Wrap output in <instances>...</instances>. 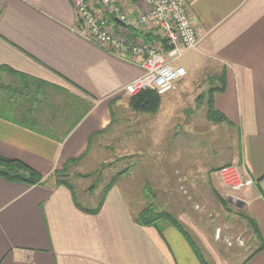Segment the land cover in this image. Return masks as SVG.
I'll return each mask as SVG.
<instances>
[{"label": "crops", "instance_id": "obj_1", "mask_svg": "<svg viewBox=\"0 0 264 264\" xmlns=\"http://www.w3.org/2000/svg\"><path fill=\"white\" fill-rule=\"evenodd\" d=\"M185 2L200 35L198 48L176 62L186 67L187 75L175 89L160 94L156 112H139L130 106L132 95L124 91L141 75L139 62L82 35L73 0H0V79L17 88L27 81L30 92L23 97L31 103L14 104L12 93L0 90V156L19 159L43 175L35 185L0 176V264H180L164 233L165 224L174 225L163 221L159 230L136 221L138 213L119 184L128 169L114 175L119 177L97 213L86 208H96L101 197L95 206L84 203L96 186L87 191L79 187L81 200L76 184L66 178L73 192L67 184L57 183L56 174L65 170L82 184L97 169L92 165L93 142L107 131H112L114 141L125 142L141 136L142 129L147 142L166 144L169 121L180 117L192 121L203 138L207 132L218 136L217 141L226 136L227 146L221 154L193 150L183 154L164 147L163 161H151L160 165L162 180L157 186H161L162 205L167 196L174 198L179 208L174 216L190 236L192 232L211 240L204 250L216 264H264V0ZM118 4L132 20L138 17V0H118ZM112 24L116 29L124 25L116 16ZM129 29L133 37L138 33L135 38L166 50L161 29L142 31L134 25ZM223 73L226 89L214 92L213 103L230 122L214 123L207 116L209 95L213 87L221 86ZM38 89L46 98L35 96ZM195 93L198 96L192 98ZM201 107L206 109L202 121L192 115ZM174 130L173 143L183 136L184 128ZM227 164H236L255 183L240 192L228 191L219 175ZM169 168L180 176L175 184L171 180L167 184ZM141 189L140 211L155 203L149 197L148 181ZM173 190L177 193H168ZM226 196L230 205L236 204L255 220L260 231L257 235L240 215L244 232L260 242L240 259L228 244L219 248L216 235L208 230L214 217L207 208L231 211ZM200 206L203 212L197 210ZM175 228L189 246V250L182 247V259L191 253V261L202 264L186 236ZM229 228L235 232L234 226Z\"/></svg>", "mask_w": 264, "mask_h": 264}, {"label": "rangeland", "instance_id": "obj_2", "mask_svg": "<svg viewBox=\"0 0 264 264\" xmlns=\"http://www.w3.org/2000/svg\"><path fill=\"white\" fill-rule=\"evenodd\" d=\"M181 62V59H180ZM206 81V80H205ZM9 82L7 79H0V85ZM204 82V80H203ZM10 95L11 92L8 90H5ZM19 93H21V89L19 90ZM198 93H195L192 98H196ZM14 98L17 96L16 102H13L14 104H22L27 105L31 104L30 100L23 97L21 95H12ZM184 108V107H183ZM194 118L199 119L202 121V119L206 116V109L205 107H201L194 111L192 114ZM188 119H190L188 117ZM196 122H199L196 120ZM206 127V131H208V124L203 123ZM178 125V126H175ZM183 127V133L182 137L178 139L177 142H170L172 141L171 136L173 133H175V128L177 127ZM132 126H130L131 128ZM135 128V125L134 127ZM127 129V128H125ZM151 129V128H150ZM191 129V130H190ZM194 126L192 124V121L190 120H184L183 117L180 118H174L173 120H170L168 123V142L166 144H154L152 142H147V137L143 134V131L141 129V136L137 135V138L129 137L125 138V142H118L114 141L112 139V131H107L102 137L97 138L92 145L91 153L93 156V166L97 167L96 171H91L89 178H83L81 183L77 184L76 178L74 175L70 177H66L68 181H72L76 184L78 188V195L81 200H83V192L80 188H89L90 186H96L93 193L90 192V194H87L86 201L84 200V203H87L89 206H95L98 203L99 198L102 196V191L105 188L106 184L109 183L115 174L118 172L123 171V169H128V174L125 175L119 182L121 190L125 195H127L129 200V205L131 209L139 213L141 207V203L144 199V190H139L142 188L146 181H148V184L150 185L151 189L149 192V197L152 199L151 201H155L159 209L161 210H167L170 211L173 215H176V212L179 211V208L176 204V201L173 197L167 196V203L166 205H162V199L160 196L159 188L161 187L159 184L161 178L160 173V165H156L155 162L151 163V161H155V159H158L159 161H163V158H165V153L163 152V149L165 147L168 148L167 150L169 152L175 151V152H182L183 154L186 153L188 150H193V152H199L204 154H211L212 152L219 151L222 152L225 150L227 146V140H225L227 137H224L221 135L220 140L217 141L218 136L210 135L208 132L204 134V138L202 135H199L198 132L194 131ZM171 135V136H170ZM211 138H216V142L212 141ZM150 140V139H149ZM129 141V142H128ZM225 146V147H224ZM161 149V150H160ZM227 150V149H226ZM221 154V153H220ZM150 164H153V166H150ZM92 169L91 167L88 168V170ZM175 169H168L167 174V184L170 183V180L173 184L178 182V178L180 176H177ZM155 171V173H154ZM85 174L87 171H83ZM83 173V174H84ZM101 178L100 183L98 185H94L97 183L96 179ZM157 186V190L155 187ZM80 187V188H79ZM85 189V190H86ZM228 190V189H227ZM87 191V190H86ZM90 190H88L89 193ZM229 191V190H228ZM154 192V194H153ZM169 194H176L177 191L173 190L172 192H168ZM154 195H157V199L155 200ZM208 198V197H207ZM203 199V198H202ZM227 201V206H230L231 211L225 212L223 208L220 210H216L215 207L211 208V211L209 208L208 213L213 214L211 215L214 217V221L210 223V226L208 227V230L216 235V245L221 248L224 246V244H228V246H231L232 249L238 253L240 258H243L247 256L251 252L250 246L256 247L259 245V241L251 237V234L248 232H244V228H242L241 223L239 222L240 219V209L236 204L230 205L229 203V197H225ZM208 201V200H204ZM171 202H174L173 204ZM203 202V200H202ZM201 202V203H202ZM147 203V202H146ZM169 204V205H168ZM168 205V206H167ZM144 207V206H143ZM198 211L203 212V207H198ZM213 210V211H212ZM220 211V212H218ZM241 220V219H240ZM165 230L164 233L167 236L170 243L174 246L176 253L178 254L180 264H197L196 261H191L194 259L193 255L188 254L184 255V258L181 257V252L183 250H189V246L187 245L186 241L182 239L178 231L175 227L171 226L169 227L167 224H165ZM229 226H234L235 232L232 231ZM199 228V227H198ZM202 231V228H199L198 231ZM229 230H231V233H229ZM193 236V239L196 241L197 244H199L202 248L204 257L208 264H216L214 261V257L210 255L206 250L208 241L210 239H202L200 237H195L192 232H190ZM211 241V240H210ZM253 243V244H252ZM183 247V250H182ZM247 249V250H246ZM246 250V251H245ZM234 251V254H236ZM234 264V262H233Z\"/></svg>", "mask_w": 264, "mask_h": 264}, {"label": "built area", "instance_id": "obj_3", "mask_svg": "<svg viewBox=\"0 0 264 264\" xmlns=\"http://www.w3.org/2000/svg\"><path fill=\"white\" fill-rule=\"evenodd\" d=\"M138 3V17L132 20L118 0H73L80 21L78 31L95 44L139 62L142 73L124 86L127 94L145 90L164 94L175 89L177 81L187 75L186 67L176 62L198 48L200 35L185 0H138ZM115 16L124 24L118 29L112 24ZM130 25L142 31L161 29L168 49L133 37ZM219 175L231 192H240L255 183L236 164L223 166Z\"/></svg>", "mask_w": 264, "mask_h": 264}, {"label": "trees", "instance_id": "obj_4", "mask_svg": "<svg viewBox=\"0 0 264 264\" xmlns=\"http://www.w3.org/2000/svg\"><path fill=\"white\" fill-rule=\"evenodd\" d=\"M138 33L133 34L135 37H137ZM166 43L165 48L168 49V43L166 39L164 40ZM5 67V66H4ZM10 69V68H8ZM11 70V69H10ZM221 86L220 87H213L211 89V93L209 95V106L207 110V116L208 119L214 123H222V122H230L228 117L221 111L217 110L214 106L213 103V95L215 91L223 92L226 89V77L225 74L220 78ZM26 84L21 87H13L12 85H0V90L7 89L9 92H11V95H27L29 94V84L27 81H25ZM11 89V90H10ZM22 90L23 92L19 93V90ZM35 96L38 98H46V94L42 91V89H38L36 91ZM34 97V96H33ZM17 99V96L15 97ZM130 106L132 109L139 111V112H156L158 108L160 107L161 104V95L154 90H145L141 91L138 94H134L130 97L129 100ZM229 165V164H227ZM225 166V165H224ZM223 167V166H222ZM221 167V168H222ZM220 168V169H221ZM65 170L56 172L57 177H59L57 183H65L69 188L73 190V187L69 184V182L66 180V177L68 175L64 173ZM0 176L5 177L7 180L11 182H23L28 185H35L41 182L43 175L37 172L34 168L26 164L25 162L19 160V159H11V158H6L3 156H0ZM88 176V175H84ZM90 176V175H89ZM119 175L114 177L103 189L102 191V196L99 201V204L96 208L94 209H87V211L92 212V213H97L101 207L104 204L107 192L111 189L112 185L116 182L118 179ZM74 192V190H73ZM223 204L225 201H222ZM79 206V202H77ZM239 214L243 217H246L253 227L254 231L256 232L257 235H260V231L256 225L255 220L247 216L243 211H240ZM136 221L141 224V225H148V226H154L157 229L161 230V223L163 221H168L175 227H177L188 239L190 242L192 248L194 249L195 253L201 260L202 264H208L206 261L204 255L201 253V248L200 245L196 243V241L193 239L192 236L184 229L183 225L181 222L170 212L167 210H161L159 207L155 204L152 203L150 204L147 208L143 209L136 215Z\"/></svg>", "mask_w": 264, "mask_h": 264}]
</instances>
